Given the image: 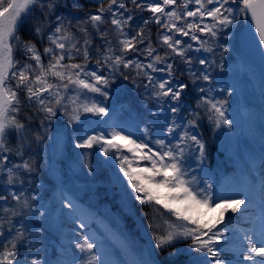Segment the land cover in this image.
<instances>
[{"label":"snow or ice","instance_id":"snow-or-ice-1","mask_svg":"<svg viewBox=\"0 0 264 264\" xmlns=\"http://www.w3.org/2000/svg\"><path fill=\"white\" fill-rule=\"evenodd\" d=\"M129 2L134 8L128 7ZM192 4L196 7L189 10ZM87 6L88 11L85 10V0H0V173L5 174L0 179L7 186L23 185L26 175L36 171L31 146L33 142L38 145L43 135L31 127V116L21 118L25 104L43 114L40 128H44V122L55 117L61 108L73 122L80 119L81 110L104 116L107 114L105 107L95 102L81 103V95L99 93L107 96L102 86L108 85L119 73L124 80L131 79L134 86L143 87L160 109L167 105L172 114L178 115L190 84L205 93L206 89L196 81L211 82L212 79L208 69L215 61L194 56V53L202 50L212 53L211 42L224 29L234 27L241 17H250L260 42L264 43V0H149L147 3L107 0L106 4L104 0H88ZM134 10L151 13L138 30L132 28L136 19ZM30 20L32 33L41 43L46 41L42 51L36 41L24 40L19 35L20 29ZM149 23L158 26L156 46H153L150 30L146 34ZM108 25L115 43L109 36ZM131 31L135 34L130 35ZM192 42L197 46L194 47ZM159 48L165 49L163 54ZM17 52L25 57L23 61L16 59ZM93 59L95 69L89 70L88 65ZM195 64L204 67L197 69ZM123 69H127L128 74ZM105 70L109 75L104 74ZM177 72L180 76L187 75L189 82L178 78ZM69 90L76 95L67 96ZM69 104L73 106L71 112ZM226 105V100L213 101L206 95L196 101V108L207 106L208 119L215 118L216 127L221 123L231 127L225 116ZM151 115L157 116L158 113L152 112ZM189 115L192 118L186 124L182 117L180 123L173 118L163 129L175 139V143L157 139L154 141L159 146L157 152H152L142 140L132 139V133L123 135V130H113L107 136L104 133L88 135L78 147L99 145L104 155L112 152L120 161L123 175L137 193L135 200L150 207L153 213L162 216L163 209L176 221L183 222L165 221L168 230L163 234L153 233L158 249L163 251L178 240H191L189 247L203 254L194 258L196 264H241L239 257L221 256L229 249L233 235L221 225H225L227 213L233 214L227 217L229 222L236 218V213L242 214L241 206L246 208L247 198H236L237 194L215 197L211 185L194 187L195 181L186 178L188 171L183 165L192 146H197L201 158L205 153L204 143L189 131L198 127L199 113L193 110ZM178 128L181 129L179 133ZM145 135H150L147 127ZM125 150L140 160L150 161L151 167L134 170ZM16 159L20 162H15ZM146 172L148 176L144 175ZM10 195L16 202L14 205L5 206L7 198L0 202V212L3 213L0 215V240L5 241L0 264H22V261L29 264L20 250L26 247L30 252L31 240L27 235L31 233L23 219L14 218L33 214L31 201L35 197L24 196L22 187L19 193L10 192ZM238 195L243 196V193ZM65 206L71 207L70 202ZM5 223L9 226L7 234L3 227ZM81 227L85 225L81 224ZM239 239L243 260L264 264V232L259 239L247 232ZM76 247L86 255L83 264H98L93 251L95 244L90 243L88 237L85 236ZM30 264H39V261L32 260Z\"/></svg>","mask_w":264,"mask_h":264},{"label":"rangeland","instance_id":"rangeland-1","mask_svg":"<svg viewBox=\"0 0 264 264\" xmlns=\"http://www.w3.org/2000/svg\"><path fill=\"white\" fill-rule=\"evenodd\" d=\"M140 2L147 3L149 0H140ZM195 7V4H192L189 10H193ZM134 16L136 17L138 14H134ZM141 21V18H136L132 22V26L139 28L142 26ZM243 21L244 17H241L234 27H231V29L226 28L218 34L211 42L212 53L202 50L200 53L193 54L197 57H207L210 62L215 61L208 69L212 78L211 82H204V85L205 89L209 91V98H212L213 101H227L225 116L230 121L231 127L222 123L219 127H216L215 118H213L215 127L214 144L227 157L228 164L226 167L229 169L231 166V173L226 175L222 185H218L216 175L219 172L212 175L208 170L206 171L204 160L200 157L195 145L191 148V154L186 155L183 167L188 171L186 178L195 181L194 187L205 188L207 185H211V191L215 197L234 194H237L236 198L246 197V208H254L256 210L254 217L261 221L258 229L252 231L255 238L259 239L261 233L264 232V88L257 72L242 57L237 44V35ZM111 32L109 34L113 36L114 34ZM203 38L209 39L208 37ZM192 43L194 47L197 46L194 42ZM225 48L227 51H224ZM196 67L199 69L204 66L196 64ZM88 68L94 70L95 64L88 65ZM105 72L106 75H109L107 70ZM114 78L115 76L111 80H114ZM102 91L106 92L107 96H102L99 93H86V95H81L80 102H95L107 109L106 115L97 116L92 113H84L81 110L78 121L73 122L70 116L68 117V131L61 130L53 133L48 138V167L51 171L57 173L59 177V172L61 173L59 169L62 168L65 175L61 178L59 195H55V192L52 189L50 190L49 186H45L41 182H38L28 191L27 197H35L31 201L33 214L22 217V219L28 232L31 233L29 238L33 241L36 239L49 242L54 239V235L50 237L46 231L51 233L60 229L61 232V229H64L69 236L68 240L73 241V244L68 242L65 249L73 252L77 248V243L81 242L85 236L89 238V232L81 227V224L86 226L90 221L89 210L85 207L81 196L89 192V186L93 187L97 183L80 181L77 176L78 174L82 175V168L85 165L81 163L84 162L76 163L71 159L74 150L88 135L104 133L107 136L113 130H123V135L132 133V139L147 143L152 152L159 151V146L154 142L157 139H166V142L172 140L175 143V139L163 129L169 126L173 118L177 119V123H180L181 120L179 115L172 114L168 110L167 105L160 109L156 101L150 99L148 94H146L148 100L144 101L140 94H135L127 103H124L121 99L128 90L122 79L116 80L114 84L109 81L108 85L102 86ZM229 92L232 93L230 96L228 95ZM66 95L71 97L76 95V92L69 90ZM151 102L153 105L148 108ZM65 103L67 104L68 101L66 100ZM68 107L69 112H71L73 106L69 104ZM152 112H156L158 115L152 116ZM183 123L186 124V122ZM146 127L150 135H145ZM180 131L181 129L178 128L177 132ZM189 131L190 134H196L203 143V139L195 130L189 129ZM86 149L89 150V148ZM92 149L96 152L101 164H105L112 169L116 187L110 185L109 188H114L112 193L113 195L116 194L118 199H124V202L118 207L119 211L123 212L130 209L128 199H135L137 193L131 188L127 177L123 175L119 159L112 152L107 156L104 155L99 145L93 146ZM144 151L147 152V149ZM124 154L129 156L134 170L151 167V162L148 160H140L133 153H127L126 150ZM59 160L64 161V165H61ZM86 167L89 168V163ZM144 175L148 176L149 173L146 172ZM228 178L231 179L235 188L226 183ZM156 179H160V177H156ZM7 188V193L14 192L12 185L7 186ZM48 190L50 192H45ZM239 193H243V196L238 195ZM69 202L71 207H66L65 204ZM65 222H73L75 224L72 227L73 229L63 228ZM106 236V233L102 236L103 247L106 250L103 251L98 246L95 247L98 264L101 260L104 264H134L129 262L121 248L112 247L111 244L105 242ZM77 250H79L81 256L85 255L81 253L80 249L77 248ZM107 255H112V262L107 261ZM81 256H77L79 259L76 258V262L70 260L64 264H83ZM84 259H86V255ZM239 259L241 264H252V262L243 260V253ZM148 263L147 261L144 262V264Z\"/></svg>","mask_w":264,"mask_h":264},{"label":"trees","instance_id":"trees-1","mask_svg":"<svg viewBox=\"0 0 264 264\" xmlns=\"http://www.w3.org/2000/svg\"><path fill=\"white\" fill-rule=\"evenodd\" d=\"M104 2L106 3L107 0H104ZM85 3V10L88 11V0H85ZM128 6L130 8H134V6L131 4H128ZM92 10L94 11V8ZM141 13L145 18L148 17V13L146 11H143ZM80 15H83V13H80ZM141 25H143V21ZM31 29L32 21L30 20L20 29L19 35L24 40L32 39L36 41L37 46L42 51L43 47L46 46V41L44 43H41L32 33ZM149 30L151 33L153 46H156L158 26L154 23H149V25H147L146 27V34ZM113 43H115L114 39ZM158 51L163 54L165 49L159 48ZM16 59L23 61L25 57L20 52H17ZM141 59L143 58L141 57ZM45 62L47 61L45 60ZM76 62L80 61L77 60ZM91 62H95V60L93 59ZM181 67L183 68L184 66L181 65ZM122 71L125 74H128L127 69H123ZM117 77H121V75L117 73ZM177 77L184 80L185 82H189V78L187 75L180 76V73L177 72ZM124 82L125 86L128 89V93L122 98L123 101L127 102V100L129 98H132V96L136 92L141 93L143 97L145 96L144 94L146 92L143 87L134 86L131 79L125 80ZM139 82L140 81H138V83ZM197 82L201 87H203L201 81ZM193 92L194 95L192 96V98L187 97L185 99L186 101L181 112L189 120L192 118L189 113L195 108V111L199 113L197 128L201 131H208L211 128V123L205 114L204 107L201 106L200 108H196L197 99H199L201 96H204L205 94L200 93L195 87L193 88ZM21 98L23 99V94H21ZM189 108L192 109L189 110ZM25 116L32 117L33 123L31 127L34 131L39 130L43 135V139L38 145L33 142L31 146V155L35 160L36 171L26 175L23 185H12L15 189L14 191L19 193L22 187L24 196H27V188L33 187L40 181L43 182V184L49 185L51 189H55L56 193H59V189L61 188V178L56 177L54 173L47 167V145L49 136H51L54 132H59V130L61 129L66 130L68 128V116L64 115L62 108L58 109L55 117H51L44 122V128H40V122L43 119V114L36 112L34 107L25 104L21 112V118ZM45 128L46 131L44 130ZM205 152L207 157L206 162L211 165V170L216 171L217 169H219L225 176L227 170H225V168H222L226 163L225 157L221 153H212L210 150H208L207 144L205 146ZM85 153V149L78 148L72 154L71 159L75 162L83 161L84 165L86 166L87 163L85 161L89 160V158L84 155ZM26 158L27 153L25 155V159ZM15 162L18 163L20 161L19 159H16ZM64 163V161H61L62 165H64ZM97 163H99L98 160ZM82 172L84 175H81V178L99 183V186L97 188H89V192L81 196V199L87 204L91 213L90 223L85 227V230L89 232L91 243H94L97 246L103 243L101 236L103 235L102 232H105L107 233V238H105V241H108L111 236V241L121 246L129 262L134 264H136L135 262H137V264H144L145 261L149 262L148 264H196L194 258L203 255L196 249L189 247V245L192 243L191 240H178L172 246H166L163 251L158 249L156 247V240L153 233L155 232L156 234H163L164 232H166L168 230V226L164 223L165 221L176 224H180L183 222L176 221V218L174 216H170L168 213L164 212L163 209H161V212L164 213L162 216L153 213L150 207L141 205L139 201H134L133 203H131L133 207H135L132 214L126 211L123 213H119L117 210L118 206L116 205V199L112 196V192L107 186L108 181L112 182V176L110 175V171L108 170V168L103 167L98 170V167H96L95 165L92 166L89 162V169L83 167ZM62 173L64 174L63 169ZM4 175V173H0V178L4 177ZM221 181L222 179L220 178V182ZM5 187H7L5 181L3 179H0V202H3L5 198H7L8 203L5 206L14 205L16 202L12 199L11 195L7 193ZM241 212L242 214L240 212L236 213V218L232 219L230 222L227 220V217L233 216V214L231 212L227 213L225 225H221V227H227L233 233L229 249L226 252L221 253L222 257H230V255H238L240 252H242L241 241L239 237L242 236L243 233L249 232L248 228H250L251 223L254 222V210L247 209L244 208V206H241ZM0 215H3V213L0 212ZM14 219L20 220L22 219V217H16ZM64 225L67 229H71V226H74L71 222H66L64 223ZM16 226L19 227L20 225L17 224ZM3 227L7 234V229L9 227L8 224L5 223ZM244 227L247 228L245 229ZM46 233L49 234L50 237L54 235V239L49 242H47V240L36 239L35 241H33L26 233L27 238L31 240V250L29 252L28 249L24 247L21 248L20 251L21 255L27 258L29 264L32 260H38L39 264H63L64 262L69 260H76V258H78L77 256H81L79 250L77 249H75L74 252H70L69 250H66L64 248L65 244L68 242H71L73 244V241L68 240L69 236L66 234V230H62L60 232L58 229L55 232L50 233L46 231ZM145 234L147 236H144ZM119 236H121V238H118ZM4 243L5 241L0 240V252L4 250ZM84 257L85 255L81 256L82 261L85 260Z\"/></svg>","mask_w":264,"mask_h":264},{"label":"water","instance_id":"water-1","mask_svg":"<svg viewBox=\"0 0 264 264\" xmlns=\"http://www.w3.org/2000/svg\"><path fill=\"white\" fill-rule=\"evenodd\" d=\"M238 43L245 57L259 70L264 83V43L260 42L250 17L249 24L241 30L238 36Z\"/></svg>","mask_w":264,"mask_h":264}]
</instances>
